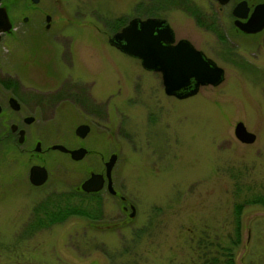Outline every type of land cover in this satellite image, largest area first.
<instances>
[{"label":"rangeland","instance_id":"1","mask_svg":"<svg viewBox=\"0 0 264 264\" xmlns=\"http://www.w3.org/2000/svg\"><path fill=\"white\" fill-rule=\"evenodd\" d=\"M37 2L54 19L40 49L42 86L80 96L42 105L44 124L55 140L71 143V128L88 123L82 141L90 152L73 161L48 151L47 163L62 165L68 178L51 177L41 187L25 179L4 185L0 172V264H211V257L221 258L213 241H230L237 212L234 263L264 264V201L251 200L264 195V29L230 35L227 9L218 11L212 2L201 7L205 0H191L198 8L190 5L191 11L184 0ZM27 3H7L17 30ZM199 9L217 15L216 25L199 22ZM133 16L164 18L174 40L191 39L222 67V80L182 98L165 94L158 71L142 68L138 58L107 41ZM34 18L37 24L40 17ZM238 120L254 134L252 142L234 136ZM110 152L116 154L115 193L102 186L94 217L27 225L32 207L77 185L91 170L102 171ZM235 203H241L238 211Z\"/></svg>","mask_w":264,"mask_h":264},{"label":"flooded vegetation","instance_id":"2","mask_svg":"<svg viewBox=\"0 0 264 264\" xmlns=\"http://www.w3.org/2000/svg\"><path fill=\"white\" fill-rule=\"evenodd\" d=\"M9 1L0 0V5L4 6L10 21L9 29L0 30V46L4 48L0 49V172L6 179L4 185L9 186L15 180L23 181L25 179L29 186L36 188L43 186L51 177L59 176L62 180L68 178L67 169L62 165H57L56 162L47 163V152L57 150L67 154L70 160H80L90 152L84 145L86 142L82 141V138L89 132L90 125L87 123L89 129L83 137H80L74 132L78 123L75 124L70 130L74 137L71 143L62 142V137L61 140L58 139L59 141L55 140V131L47 132L49 130L44 124L46 117L41 115V106L51 101L56 103L63 102L64 99L69 100L70 96H76L77 93L58 92L57 88L47 90L48 88L42 86V82L45 83L46 81L41 82V71L40 67L37 66H40L39 55L43 42L48 41L49 35L53 32L54 23L52 22L54 19L52 14L44 12L40 3L37 2L38 0H28L29 3L26 4L24 11L20 12V14L24 12L21 15L23 25L17 30L14 25L13 14L11 15L7 8ZM184 1L187 4L183 6L186 10L190 5L197 7L191 0ZM211 2L218 11L222 7L227 9L224 20L228 25V34L238 33L251 36L257 35L264 29V25L253 31L242 27L249 22L258 24L255 11L257 8L258 14L261 13L262 8L259 6L264 3V0H205L200 6L210 8ZM193 7L190 6V11L193 10ZM35 15L40 17L37 24ZM195 15L202 24L205 22L209 25H216L219 19L216 17L217 15L207 13L206 10L201 11L199 9ZM227 33L226 35H228ZM41 36L43 39H40ZM180 38L188 40L196 49L200 50L191 39L184 36H180ZM12 48L20 49L14 50ZM200 51L202 52V50ZM202 54L206 56L204 52ZM45 68L51 69L50 64L47 63ZM45 73L55 75L53 72L45 71ZM75 96L76 99L80 97ZM55 144L62 145L66 150H61L54 146ZM78 147H83L85 152L80 159H73L68 150ZM42 172H44V179L36 183L42 176ZM51 192L55 193V190Z\"/></svg>","mask_w":264,"mask_h":264},{"label":"water","instance_id":"3","mask_svg":"<svg viewBox=\"0 0 264 264\" xmlns=\"http://www.w3.org/2000/svg\"><path fill=\"white\" fill-rule=\"evenodd\" d=\"M259 7L262 8L261 13L258 14L257 8L255 11L258 24L249 22L242 25L246 30L253 31L264 25V3ZM9 27L10 21L7 18L5 8L0 5V30H7ZM107 41L119 51L138 58L142 68L158 71L165 94L182 98L195 93L200 85H216L222 80V67L212 59L204 56L188 40L184 38L174 40L171 27L162 17H130L125 24L107 38ZM88 129L89 125L81 122L75 126L74 132L83 137ZM233 134L238 140L246 143L252 142L254 139V134L248 131L240 120L234 123ZM54 146L66 150L60 144ZM68 151L73 159H80L85 149L78 147ZM115 158L116 154L110 152L103 161L102 171H90L80 181V189L86 192L97 191L104 183L107 191L114 194L111 168ZM43 179L44 172H42V176L36 183L41 182ZM120 197L122 198V196ZM133 213L134 207L129 204L128 216H132Z\"/></svg>","mask_w":264,"mask_h":264},{"label":"trees","instance_id":"4","mask_svg":"<svg viewBox=\"0 0 264 264\" xmlns=\"http://www.w3.org/2000/svg\"><path fill=\"white\" fill-rule=\"evenodd\" d=\"M123 23V22H122ZM125 23V22H124ZM123 23V24H124ZM123 24H119V27ZM99 191L85 192L80 189L77 185L71 186L67 191L58 192L54 198L48 196L39 201L33 208V213L27 223L31 227H43L47 224L56 223L63 219L79 215L84 217H94L95 212L97 213L99 208ZM253 202L264 201V195L256 194L251 199ZM241 203H235L237 211L240 208ZM240 217L234 216L232 227L233 234L229 237L230 241L226 244H220L217 240L213 244L221 250V258L216 262L215 257H211V264H235L233 260L232 248L239 242L240 233ZM230 236V234L228 235Z\"/></svg>","mask_w":264,"mask_h":264},{"label":"bare ground","instance_id":"5","mask_svg":"<svg viewBox=\"0 0 264 264\" xmlns=\"http://www.w3.org/2000/svg\"><path fill=\"white\" fill-rule=\"evenodd\" d=\"M188 171V170H187Z\"/></svg>","mask_w":264,"mask_h":264}]
</instances>
